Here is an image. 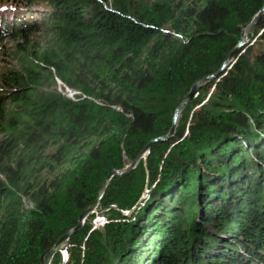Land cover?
<instances>
[{"label": "trees", "instance_id": "trees-1", "mask_svg": "<svg viewBox=\"0 0 264 264\" xmlns=\"http://www.w3.org/2000/svg\"><path fill=\"white\" fill-rule=\"evenodd\" d=\"M1 2L21 14L0 19V41L20 47L18 65L0 67V264H41L106 175L167 133L264 0ZM255 34L174 136L112 177L99 207L115 208L97 229L89 214L65 264H264V15Z\"/></svg>", "mask_w": 264, "mask_h": 264}, {"label": "water", "instance_id": "water-1", "mask_svg": "<svg viewBox=\"0 0 264 264\" xmlns=\"http://www.w3.org/2000/svg\"><path fill=\"white\" fill-rule=\"evenodd\" d=\"M264 15V5L262 6V8L260 10H258L254 16L249 19V21L247 23H245L241 29V37L240 40L238 41V43L230 50V52L227 54L228 56L226 57L225 61L222 63L221 67L214 73H211V75H207L204 76L200 79H198L190 88L189 92L186 94V96L183 98L182 102L176 107L173 115V125L170 127V129L167 131L166 134L162 135V136H158L155 137L153 140H151L135 157V159L130 162L127 166H125L124 168L121 169H113L111 170L107 175L106 178L100 188V190L98 191V199L95 203H93L92 205L88 206L87 208H85L80 214H79V220H78V224L67 230L63 235H61V237L58 239V241L51 247L45 249L42 253H41V264H51L54 255L60 251V248L62 247L63 244H67L68 245V251H67V257L63 259L62 263L60 264H65L69 257H70V248H71V244H70V237L72 236V234H74L76 231H78V229L80 227H82V225L85 222V219L89 216V214L94 213L95 211H103L106 210L108 208L114 207V205H109L106 207H99L100 203H101V199H102V194L104 193L107 185L109 184V182L111 181L112 177L119 175V176H125L126 174L130 173L132 170L135 169V167L138 165L139 161L143 158L145 159L147 156V153L149 151L150 146L152 145V143L154 141L157 140H169L171 139L174 135V128L177 124V120L180 116V113L183 109V107H185L187 104H189L192 99L196 96V94L198 93V90L201 88V86L210 81L211 78H214L216 76H219V74L226 68V66L228 64L231 63V61H235V57H236V53H238L247 43H249L251 40L254 39L255 37V31H256V27L259 23V21L261 20V18ZM139 202V201H138ZM137 202V204H138ZM136 204V205H137ZM135 207H133V209L128 210V211H122L119 209L120 213L122 215H131L132 211L134 210Z\"/></svg>", "mask_w": 264, "mask_h": 264}, {"label": "rangeland", "instance_id": "rangeland-1", "mask_svg": "<svg viewBox=\"0 0 264 264\" xmlns=\"http://www.w3.org/2000/svg\"><path fill=\"white\" fill-rule=\"evenodd\" d=\"M16 5L12 4V2H1L0 3V19L8 21V23L12 22L14 17L20 16L21 12L20 9L15 7ZM32 9H36V7H33ZM19 29L18 27H15V30ZM257 29V27H256ZM255 34V33H254ZM256 35V34H255ZM256 36L253 40H251L249 43H247V46L254 45ZM33 40L35 42L39 43L41 47H46L50 43L49 36H47L44 32L37 33L33 36ZM19 39H13V38H5L3 41H0V67H15L20 62L19 56H20V47L18 46L17 42ZM63 94H67L66 87H62ZM69 90V89H68ZM101 211H95L93 219L91 220V225H94V221L99 222V218L103 217ZM99 226V225H98ZM101 227V226H99ZM61 255V253H60ZM62 261L64 259L63 255Z\"/></svg>", "mask_w": 264, "mask_h": 264}, {"label": "built area", "instance_id": "built-area-1", "mask_svg": "<svg viewBox=\"0 0 264 264\" xmlns=\"http://www.w3.org/2000/svg\"><path fill=\"white\" fill-rule=\"evenodd\" d=\"M66 90H67L66 96L71 97V95L74 92L72 90H70V89L68 90V88H66ZM98 220H99V222L98 221L96 222V220L94 221V225L92 226V229H97V227L103 226L105 224V222H106V217L103 216V217L99 218Z\"/></svg>", "mask_w": 264, "mask_h": 264}, {"label": "bare ground", "instance_id": "bare-ground-1", "mask_svg": "<svg viewBox=\"0 0 264 264\" xmlns=\"http://www.w3.org/2000/svg\"><path fill=\"white\" fill-rule=\"evenodd\" d=\"M67 251H68V245L63 244L62 247L60 248V253L63 255L64 258L67 257Z\"/></svg>", "mask_w": 264, "mask_h": 264}]
</instances>
